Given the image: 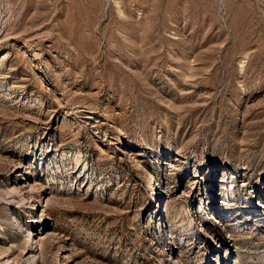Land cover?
Returning a JSON list of instances; mask_svg holds the SVG:
<instances>
[{
	"label": "rangeland",
	"instance_id": "374dc122",
	"mask_svg": "<svg viewBox=\"0 0 264 264\" xmlns=\"http://www.w3.org/2000/svg\"><path fill=\"white\" fill-rule=\"evenodd\" d=\"M244 214L264 0H0V264H264Z\"/></svg>",
	"mask_w": 264,
	"mask_h": 264
},
{
	"label": "bare ground",
	"instance_id": "6f19581e",
	"mask_svg": "<svg viewBox=\"0 0 264 264\" xmlns=\"http://www.w3.org/2000/svg\"><path fill=\"white\" fill-rule=\"evenodd\" d=\"M223 191L225 192L226 190H225V188L223 189ZM232 195H234V193L232 192ZM235 201L234 200H230L229 201V203H234ZM220 211V215H221V221H225V222H227L228 220H229V218L228 217H225V216H222V214H221V210H219ZM215 213H216V211H215ZM260 215H256V214H251V215H246V214H244V215H242V217H244V219H242V220H245V219H247V220H252V219H255L256 221H258V222H260L261 224H264V215L261 217H259ZM202 220H204L205 222H206V227L207 228H209L210 229V227H209V224H207V217H204V219H202ZM233 232H235L236 233V230H234ZM185 233V232H184ZM237 233H240V232H237ZM250 234V233H249ZM186 235V234H185ZM212 237V236H211ZM2 254V253H1ZM37 256V254L36 253H34L33 254V258H36V259H33V260H37V264H38V262H39V259L36 257ZM29 264H31V263H29Z\"/></svg>",
	"mask_w": 264,
	"mask_h": 264
}]
</instances>
